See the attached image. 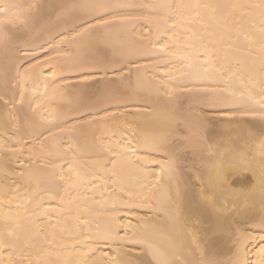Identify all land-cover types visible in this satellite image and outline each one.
<instances>
[{
    "label": "snow or ice",
    "instance_id": "1",
    "mask_svg": "<svg viewBox=\"0 0 264 264\" xmlns=\"http://www.w3.org/2000/svg\"><path fill=\"white\" fill-rule=\"evenodd\" d=\"M0 51V264H264V0H0ZM149 69L156 106L130 108ZM73 74L111 85L109 106L70 122L52 101Z\"/></svg>",
    "mask_w": 264,
    "mask_h": 264
},
{
    "label": "bare ground",
    "instance_id": "2",
    "mask_svg": "<svg viewBox=\"0 0 264 264\" xmlns=\"http://www.w3.org/2000/svg\"><path fill=\"white\" fill-rule=\"evenodd\" d=\"M50 3H59L62 2V0H49ZM63 2H68V0H63ZM137 2H142V0H137ZM150 2V0H149ZM70 27V25H69ZM140 29H136V35L134 34H126L123 37V40L126 41L129 44L132 43H139L138 40V33ZM56 33H53L55 35ZM42 55V53H41ZM82 56L88 57V58H101V57H108L109 59L112 57V50L110 48H104L103 46L100 47L99 51H86L81 53ZM3 52L0 51V64L3 62ZM147 59L141 58V63H147ZM170 67V65L162 64L159 65V71L155 73L157 77L162 76L164 71L167 70ZM172 71L177 72V69L173 68ZM149 76L148 77H141L142 82V88L138 89L137 87V78L135 76L132 77V84L131 88L127 84L123 86V91L127 92L129 96H132V92L134 90L137 91V96L133 97L131 100L127 101L129 104V107L133 106H141V107H148L152 108L155 107V100L156 97L154 94H151L149 92V82L151 81V69H149ZM178 74V73H177ZM114 77H109V79H112ZM70 79L72 80V84L67 85L69 91L65 94L64 99H56L53 100L52 103L58 104L65 112H73L75 109H79V111H75L72 116L69 117L70 122H77V120H84L88 119V111L90 108H93L94 106H101V107H108L109 105L105 104L104 97L109 88L112 86L109 85L106 81L97 79L85 82L82 80L81 77L73 74L70 76ZM178 79H183V77H179ZM151 83H155V81H151ZM73 85L78 86L75 90H73ZM176 96L180 97V100L178 101V104L182 106L184 112L186 115H189L191 117H196L198 114L207 113L208 118L212 119L214 121L217 120H227L229 117L226 115L221 114L217 110L209 109L205 107V105L195 99L198 95H204L203 93H182L177 92L175 94ZM112 110L120 111L121 108H113ZM142 115H147V113H143ZM235 119H247L249 120L250 124L255 126L258 130L261 126V121L259 118H251V117H236ZM129 123L133 124L135 126L136 124L141 123L140 120L133 121L131 117H129ZM222 126L217 124V130H221ZM147 130V128H145ZM84 134H88L87 126H84ZM99 135V133H97ZM159 158V157H157ZM194 166H198V162L194 165L193 164V158L191 155H187L186 157L182 158L180 163V175L182 179H186L187 177L192 175V172L189 171V169L193 168ZM110 167V165H109ZM153 169L158 170L157 166L152 165L150 166ZM127 180H134V175L131 171H129L125 177ZM233 186L234 187H241L243 189H247L251 186V177L246 176H237L234 177L233 180ZM149 210L147 208H131V209H122L121 210V216L119 219L122 222H128L131 224H135L137 222V218L139 216H143L146 213H148ZM100 221L104 220V217L99 218ZM157 223H160L159 220H157ZM101 227H103V223H101Z\"/></svg>",
    "mask_w": 264,
    "mask_h": 264
},
{
    "label": "rangeland",
    "instance_id": "3",
    "mask_svg": "<svg viewBox=\"0 0 264 264\" xmlns=\"http://www.w3.org/2000/svg\"><path fill=\"white\" fill-rule=\"evenodd\" d=\"M217 121V120H216Z\"/></svg>",
    "mask_w": 264,
    "mask_h": 264
}]
</instances>
